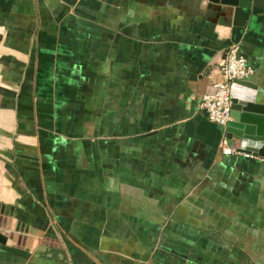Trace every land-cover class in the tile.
<instances>
[{
    "label": "crops",
    "instance_id": "0c3cea01",
    "mask_svg": "<svg viewBox=\"0 0 264 264\" xmlns=\"http://www.w3.org/2000/svg\"><path fill=\"white\" fill-rule=\"evenodd\" d=\"M264 0H0V264H264V157L199 109Z\"/></svg>",
    "mask_w": 264,
    "mask_h": 264
},
{
    "label": "water",
    "instance_id": "95a60500",
    "mask_svg": "<svg viewBox=\"0 0 264 264\" xmlns=\"http://www.w3.org/2000/svg\"><path fill=\"white\" fill-rule=\"evenodd\" d=\"M138 1V0H132ZM155 0H147L153 4ZM216 5L248 7L250 0H207ZM166 3L169 0H165ZM257 87L250 81H234L231 91V121L224 132L236 144L237 152L264 157V107L259 103ZM0 243L5 238L0 235Z\"/></svg>",
    "mask_w": 264,
    "mask_h": 264
},
{
    "label": "built area",
    "instance_id": "2783aa9c",
    "mask_svg": "<svg viewBox=\"0 0 264 264\" xmlns=\"http://www.w3.org/2000/svg\"><path fill=\"white\" fill-rule=\"evenodd\" d=\"M254 72L242 54L239 44L230 45L224 52L219 66V79L215 81L210 90L201 98L199 109L206 119L225 129L231 121V91L234 81H249ZM221 152L224 155L240 154L231 149L226 137L221 141Z\"/></svg>",
    "mask_w": 264,
    "mask_h": 264
}]
</instances>
